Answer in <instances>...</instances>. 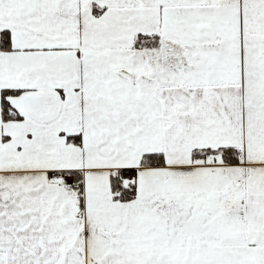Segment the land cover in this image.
Listing matches in <instances>:
<instances>
[{"label":"snow or ice","instance_id":"snow-or-ice-1","mask_svg":"<svg viewBox=\"0 0 264 264\" xmlns=\"http://www.w3.org/2000/svg\"><path fill=\"white\" fill-rule=\"evenodd\" d=\"M0 264H264V0H0Z\"/></svg>","mask_w":264,"mask_h":264}]
</instances>
